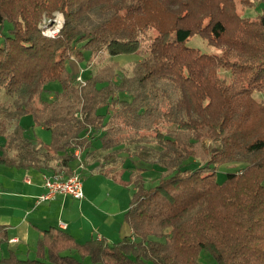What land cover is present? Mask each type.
Segmentation results:
<instances>
[{"label":"trees","instance_id":"obj_1","mask_svg":"<svg viewBox=\"0 0 264 264\" xmlns=\"http://www.w3.org/2000/svg\"><path fill=\"white\" fill-rule=\"evenodd\" d=\"M253 3L0 0V90L16 95L14 111L3 117L14 120L12 129L0 118L1 165L67 168L76 146L98 140L112 150L146 133L160 141L161 124L190 130L187 144L194 151L172 131L161 140L169 143L162 159L171 164L157 183L146 188L141 175L130 176L124 213L130 235L112 244L79 243L50 227L37 240L34 259L10 252L0 264H82L85 257L92 264H199L203 250L216 264H264V14L250 19L237 12V5ZM55 12L63 25L53 37L42 35L38 24ZM195 34L220 53L186 46ZM101 49L138 55L132 76L117 79L114 64L82 86L73 84L67 60L81 62ZM52 82L60 92L53 101L42 99ZM26 118L50 132L47 143L26 136ZM189 159L194 166L185 163ZM226 163L242 166L218 183L216 170Z\"/></svg>","mask_w":264,"mask_h":264},{"label":"crops","instance_id":"obj_2","mask_svg":"<svg viewBox=\"0 0 264 264\" xmlns=\"http://www.w3.org/2000/svg\"><path fill=\"white\" fill-rule=\"evenodd\" d=\"M21 122L25 128L31 127L30 118ZM89 151L85 154L84 150L82 156L84 180L81 199L56 194L50 200L36 204V197L46 191L41 174L55 169V163H50L48 170H45L47 167L18 169L0 164V226L7 235V241L0 243V260L7 258L10 252L20 259H34L37 240L50 227L70 234L79 243L89 239H104L112 244L130 235V229L124 221L131 197H125L129 185L123 183L121 186L116 173L122 171L114 168L112 163L105 165L106 169L111 170L109 172L106 169L102 173L99 169L93 172L99 165L93 158L100 152L96 148H90ZM107 153L110 152L102 151L100 156L105 158ZM73 162L77 164L76 160ZM73 162L66 171L76 166ZM122 178V181L128 180V177ZM60 222L66 227L59 226ZM81 262L92 264L88 257Z\"/></svg>","mask_w":264,"mask_h":264},{"label":"rangeland","instance_id":"obj_3","mask_svg":"<svg viewBox=\"0 0 264 264\" xmlns=\"http://www.w3.org/2000/svg\"><path fill=\"white\" fill-rule=\"evenodd\" d=\"M237 12L239 15L255 19L261 15L264 14V0H254V3L245 9L241 8L239 5H237ZM63 16L59 12H55L52 14V16H43L40 23L38 24V28L42 35L49 36L54 33H56L61 26L63 25ZM46 34V35H45ZM153 35L152 31H148L147 37L148 39ZM186 46L197 49L199 52L204 54H216L220 53V50L212 45H208L199 35L195 34L193 36H190L188 40L185 42ZM140 60V57L136 54H120V55H110L107 50L101 49L100 51L95 52L94 54L90 55L89 53L85 54V58L81 62H77L74 59H69L66 62V70L68 74L70 75V78L72 79V83L76 86H82L81 80L84 81L87 79L88 76L97 74L101 70L105 69L106 66L114 67V64H117L118 67L115 69L118 78L120 79L122 77H131L133 72V66L135 63ZM221 77H226L227 79H230V73L227 72L224 69L218 70ZM81 79H78V78ZM85 84V82H84ZM83 84V85H84ZM60 92V85L58 82H52L48 85H46V91L42 94V99H45L47 101H53L55 99V94ZM119 96L121 98L125 97L124 93H120ZM257 99H260V95H256ZM16 100V95H7L3 89L0 90V118H3L5 115H7L9 112H13L14 108L16 107V104L14 103ZM22 100L18 99V102ZM102 111V110H101ZM3 122L6 123V127L9 126V130L12 129V124L14 122L13 119L7 118L2 119ZM8 125V126H7ZM26 129V136L30 140H34V138L40 139L42 142L47 143L50 138V132L47 130H44L43 128L39 126H31ZM6 130V129H5ZM159 130L162 132L160 133L161 139L158 141V138H155L151 136L150 133H146L143 139L134 144H125L121 145L117 148L108 150L110 153H107L105 158H102L100 156L102 151H107L105 149H102L100 147V143L98 140H93L89 144L88 147H79L81 151V164L83 163V153L85 150L88 152L91 149H97L100 154H96L93 159L94 161L98 162V167H95L93 169V172H96L99 169V172H103L106 168L105 165L108 163H112L114 168L119 169V173L117 176L120 178L119 181H122V177L124 179L128 180L130 179L131 175H141V177L144 180L145 187H151L157 183V179L162 173V171L167 167V165L171 164L167 159H162V155L166 154V148L168 147L169 143L164 142L161 143L162 138L164 136H167L168 133L174 132V135L180 142H182L183 147L185 150H189L192 152L193 149L187 144V138L190 136V130H179L174 125H160ZM7 132V131H6ZM171 135V136H172ZM4 139L0 137V143H3ZM202 142V147L205 149L210 145V141L208 139H205ZM75 148V147H74ZM73 148V149H74ZM201 149V148H200ZM203 150H200L199 152H196V158L199 157V155L204 152ZM91 152V151H89ZM97 152V153H98ZM98 155V156H97ZM75 156V155H74ZM76 160V158H75ZM108 161V162H107ZM194 159H189L187 162H192L191 167L195 165ZM57 162V160H56ZM102 163V165L100 164ZM75 165L76 162H73ZM78 166V162L74 168ZM104 166V167H103ZM241 164L238 163H226L222 164L218 167L216 170V180L218 183H222L225 180V177L228 173H232L235 171H240ZM83 167V165H82ZM59 168V167H56ZM74 168L69 169L66 171L67 168H61L58 170L64 169L67 174H69ZM107 172L111 171L110 169H106ZM84 172L83 168L80 169L79 175L81 180L84 179ZM127 173L129 174L127 176ZM136 177V178H137ZM116 179V177H114ZM128 180H123V183L125 185H129V188H127V192L125 193V197L128 199L131 195V190L133 189V186L128 182ZM42 181V178H41ZM129 183V184H127ZM43 185V181H42ZM117 188L119 186L115 185ZM122 186V183H121ZM44 187V185H43ZM128 193V196H127ZM125 198V199H126ZM198 263L199 264H216V262L213 260V258L209 255L208 252L205 250L201 251L198 255Z\"/></svg>","mask_w":264,"mask_h":264},{"label":"built area","instance_id":"obj_4","mask_svg":"<svg viewBox=\"0 0 264 264\" xmlns=\"http://www.w3.org/2000/svg\"><path fill=\"white\" fill-rule=\"evenodd\" d=\"M57 32L47 36L53 37L57 34ZM78 79L81 78L79 77ZM81 84L83 85L84 81L81 80ZM73 154L75 155L76 161L78 162V166L74 168L69 174H67L64 169L41 174L43 185L46 191L36 197V204H40L42 202L50 200L56 194L71 196L75 199H81L83 197L82 180L79 175L80 169L83 168L80 161V149L78 147H75L73 150ZM59 226L63 228L66 227V225L62 222L59 223Z\"/></svg>","mask_w":264,"mask_h":264},{"label":"bare ground","instance_id":"obj_5","mask_svg":"<svg viewBox=\"0 0 264 264\" xmlns=\"http://www.w3.org/2000/svg\"><path fill=\"white\" fill-rule=\"evenodd\" d=\"M44 193V192H43Z\"/></svg>","mask_w":264,"mask_h":264}]
</instances>
